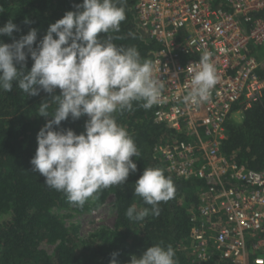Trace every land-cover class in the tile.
Instances as JSON below:
<instances>
[{"label":"trees","instance_id":"16d2710c","mask_svg":"<svg viewBox=\"0 0 264 264\" xmlns=\"http://www.w3.org/2000/svg\"><path fill=\"white\" fill-rule=\"evenodd\" d=\"M224 0H215L219 8H226ZM83 0H0V27L10 19L20 31L13 37L0 36V41L12 43L30 29H37V42L43 39L50 24L63 18L66 12L75 11ZM117 6L125 8L126 18L120 31L112 33L113 43L125 48L135 46L142 61L155 62L162 44L142 26L137 0H117ZM31 21L25 24V19ZM102 39L107 34L101 33ZM115 37H120L115 39ZM35 47V44H34ZM259 55L258 47L253 48ZM261 57V56H260ZM31 57L26 70L32 67ZM264 76V65L260 70ZM56 95L60 90H56ZM51 97H28L15 83L10 92L0 90V264H110L112 253L118 264H129L132 255H140L147 247L162 244L175 250L177 264H197L191 247L196 243L192 232L193 216L199 205V195L208 186L206 180L197 177L179 178L171 173L159 148L167 143L191 141L193 137L154 120L155 107L144 109L142 102H133L132 111L114 113L116 122L124 127L134 140L139 156L132 157L137 171L130 173L124 185L112 186L95 193L84 206L68 202L63 192L44 185L45 178L32 171L37 134L48 119L39 116L40 103ZM56 105L48 109L51 115ZM87 116L77 120L70 117L62 121L56 130L72 129L84 133ZM228 134L221 145L222 153L229 159L253 169L264 164V96L244 111L241 122L230 121ZM159 168L166 178H171L174 198L160 202V215L151 212L143 221H130L125 213L129 206L151 209L142 198L134 195V184L145 168ZM113 197L115 220L112 226L103 225L97 232L82 236L78 225L67 227L56 210L66 209L79 213L92 211ZM55 245L51 252L42 243ZM212 249V248H211ZM213 250V249H212ZM210 264H230L213 253ZM249 264H255L250 262Z\"/></svg>","mask_w":264,"mask_h":264},{"label":"clouds","instance_id":"9594fccd","mask_svg":"<svg viewBox=\"0 0 264 264\" xmlns=\"http://www.w3.org/2000/svg\"><path fill=\"white\" fill-rule=\"evenodd\" d=\"M75 8L50 24L39 43L35 28L10 44L0 41V90L10 92L15 83L28 97L41 91L51 97L40 103L39 116L51 119L37 134L32 171L45 178V186L63 192L68 202L82 208L95 193L124 185L130 173L137 171L132 159L140 155L137 146L114 113L132 111L134 101L150 109L160 102L163 84L135 46L113 43L111 34L120 31L126 18L117 0H83ZM24 23L31 21L26 18ZM14 31L20 29L10 19L0 27V36L13 37ZM101 33L107 38L102 39ZM29 56L34 63L26 70ZM210 56L205 52L190 69L192 76L183 97L186 104L198 107L210 100L218 82ZM51 105L56 107L50 115ZM82 116L88 117L84 133L54 127L69 117ZM134 185V195L151 209L138 211L136 205L129 206L125 215L130 221H143L150 212L158 217L160 202L167 203L175 195L171 178L159 168H145ZM117 255L112 253L110 264H118ZM174 257L171 245L156 244L132 255L129 264H177Z\"/></svg>","mask_w":264,"mask_h":264},{"label":"built area","instance_id":"2783aa9c","mask_svg":"<svg viewBox=\"0 0 264 264\" xmlns=\"http://www.w3.org/2000/svg\"><path fill=\"white\" fill-rule=\"evenodd\" d=\"M224 1L226 8L215 0H137V8L142 26L162 44L152 64L163 84L154 120L193 137L159 150L171 173L208 183L193 216L194 261L210 264L215 253L230 264H264V164L253 169L221 150L234 115L264 96V0ZM205 52L218 82L197 107L183 97Z\"/></svg>","mask_w":264,"mask_h":264},{"label":"rangeland","instance_id":"374dc122","mask_svg":"<svg viewBox=\"0 0 264 264\" xmlns=\"http://www.w3.org/2000/svg\"><path fill=\"white\" fill-rule=\"evenodd\" d=\"M113 197H108L105 204H102L98 208L87 212H76L68 211L66 209L56 210L59 217L63 220L67 227L72 225L79 226V232L82 236H89L101 226H112L115 220V211L112 208ZM42 248L46 249L47 252H51L55 245L48 244L46 242L42 243Z\"/></svg>","mask_w":264,"mask_h":264},{"label":"crops","instance_id":"0c3cea01","mask_svg":"<svg viewBox=\"0 0 264 264\" xmlns=\"http://www.w3.org/2000/svg\"><path fill=\"white\" fill-rule=\"evenodd\" d=\"M243 117H244L243 113H237L234 115V121L239 123L242 121Z\"/></svg>","mask_w":264,"mask_h":264}]
</instances>
